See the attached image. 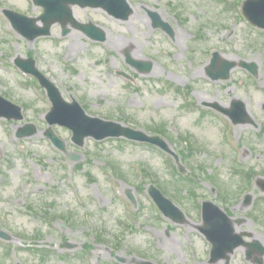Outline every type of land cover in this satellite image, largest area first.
<instances>
[{
  "label": "rangeland",
  "instance_id": "374dc122",
  "mask_svg": "<svg viewBox=\"0 0 264 264\" xmlns=\"http://www.w3.org/2000/svg\"><path fill=\"white\" fill-rule=\"evenodd\" d=\"M128 1L133 13L125 20L100 8L72 6L78 21L90 20L106 32L105 41L95 42L70 25L63 35L59 23L49 35L27 40L2 9L37 17L42 7L32 0H0V94L23 114L19 121L0 118V230L11 237L0 239V264H259L256 258L264 264L257 252L247 260L246 247L234 249L227 261L209 263L210 244L198 231L201 202L211 200L243 218L235 227L244 240L264 247V192L255 184L264 179V29L243 17V0ZM145 8L170 24L172 38L152 28ZM213 50L221 60L236 62L228 79L206 75ZM125 51L151 61L150 71L127 64ZM17 56L34 58L64 99L74 97L87 114L162 131L184 172L153 145L86 137L77 146L68 128L52 125L65 144L66 152L58 151L43 135L50 102L36 80L13 64ZM241 60L254 63L257 74L239 66ZM234 99L244 103L254 124L232 125L203 106L229 107ZM28 122L37 133L17 138L18 127ZM114 164L121 178L112 189L106 171ZM150 183L184 212L182 223L154 208ZM243 188L250 193L248 204ZM124 190L134 207L121 200Z\"/></svg>",
  "mask_w": 264,
  "mask_h": 264
},
{
  "label": "water",
  "instance_id": "95a60500",
  "mask_svg": "<svg viewBox=\"0 0 264 264\" xmlns=\"http://www.w3.org/2000/svg\"><path fill=\"white\" fill-rule=\"evenodd\" d=\"M35 4L41 5L44 8V12L39 17H28L16 13L12 10L4 9V14L10 20L14 29H16L20 34H22L27 39H34L37 36L48 35L50 33V27L55 22H60L63 27L62 33L68 32L65 27L66 24L71 23L74 27L81 29L90 38L94 40L103 41L105 40V32L99 27L93 25L92 23H79L73 17L72 10L70 8L71 4H78L82 7H102L109 14L114 17L126 19L132 12L126 0H33ZM243 12L246 17L253 23L264 28V0H245L243 3ZM154 26H161L166 31L171 33L168 24L162 21L159 14L155 11H148ZM40 20L42 25H37L36 22ZM127 61L136 66L139 70L148 71L151 68V62H142L132 59L128 53ZM217 62H219L218 54H214L212 59V64L206 68V73L212 79H226L229 77V71L235 66V62L231 61H220V66L217 67ZM15 63L25 72L30 73L37 77L40 84L46 88L47 94L52 102V107L46 115V119L50 124L58 123L69 127L72 130V140L79 145H82L83 139L86 136H93L96 139H102L108 136L113 137H126L129 139H134L138 141H147L156 144L163 149L172 153L169 149L168 144L159 136H151L144 133L141 130H136L128 126H124L121 123L104 120L97 117H90L86 115L84 110L78 104L77 101L66 102L58 89L48 81L42 73L36 69L34 65V60L16 58ZM240 65L247 68L253 74H256V65L254 63H246L241 61ZM225 114H228L234 123H244L250 121L248 114L244 108L241 101H233L232 107L230 109L219 107L214 105ZM0 116L6 118L21 119L22 114L20 107L14 105L13 103L7 101L0 96ZM36 132V127L34 125L28 124L23 128H20L17 135L29 136ZM46 136H48L56 146L60 149H64L63 142L58 139L51 129L46 131ZM178 160V157L173 154ZM180 171H183L181 166ZM259 185L264 190V180L258 181ZM150 195L159 205L161 210L165 215L169 216L177 222L183 221V214L178 208L172 204L170 200L165 198L158 189L153 186L149 189ZM248 197L246 202H249ZM203 225L199 227L200 231L207 237V239L212 243L211 258L210 261L214 262L221 258H228V253L232 252L233 249L239 245H246L249 247L248 254L259 250L264 252V248L258 243V241L244 242L242 240V235L244 233H235L230 218L218 207L214 206L212 203L204 202L203 209ZM240 222V219L236 220ZM0 236L8 239L9 237L0 232ZM70 246V245H68ZM19 264V263H17ZM141 264H153L151 262H143Z\"/></svg>",
  "mask_w": 264,
  "mask_h": 264
}]
</instances>
